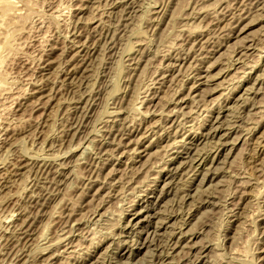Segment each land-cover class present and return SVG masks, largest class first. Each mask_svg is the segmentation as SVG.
Instances as JSON below:
<instances>
[{
    "label": "rangeland",
    "instance_id": "obj_1",
    "mask_svg": "<svg viewBox=\"0 0 264 264\" xmlns=\"http://www.w3.org/2000/svg\"><path fill=\"white\" fill-rule=\"evenodd\" d=\"M5 2L0 264H264V0Z\"/></svg>",
    "mask_w": 264,
    "mask_h": 264
},
{
    "label": "bare ground",
    "instance_id": "obj_2",
    "mask_svg": "<svg viewBox=\"0 0 264 264\" xmlns=\"http://www.w3.org/2000/svg\"><path fill=\"white\" fill-rule=\"evenodd\" d=\"M8 1V0H7ZM3 2V1H2ZM1 2V3H2ZM10 4L11 5H13L12 4V2L10 1ZM9 4V2H5V0H4V3H3V6L1 5V7H0V17L2 18L3 16H5L6 14H8L7 12L10 10V8H12L11 7V5ZM14 8H15V6H14ZM13 8V9H14ZM12 9V11H14ZM17 10V9H16ZM21 11V10H20ZM19 11V12H20ZM17 12V11H16ZM12 13H14V12H12ZM12 13H10L11 15H12ZM65 13V12H64ZM11 15H9V16H11ZM15 15V14H14ZM10 18V17H9ZM5 19H6V17H5ZM1 20V19H0ZM4 20V18L2 19V21ZM16 20V19H15ZM8 22V21H7ZM12 22V21H11ZM2 23V22H1ZM9 24V23H8ZM2 25V24H1ZM0 25V26H1ZM10 33V32H9ZM5 34V33H4ZM7 34V33H6ZM2 35V34H1ZM9 35V34H8ZM3 41H4V39H3ZM5 42H7V41H5ZM6 46V45H5ZM11 46V45H10ZM77 48V47H76ZM6 50H7V48H6ZM1 63V62H0ZM1 75H4V74H1ZM1 77V76H0ZM84 78V77H83ZM1 87V86H0ZM3 89V88H2ZM2 91V90H1ZM222 99V98H221ZM43 106V105H42ZM217 117L219 118V116L217 115ZM216 119V118H215ZM217 120V119H216ZM213 123H215V122H212V124ZM215 127V126H214ZM217 127V126H216ZM215 129V128H214ZM214 132L212 133V135H215L216 133H217V131H215V130H213ZM211 132H212V129H211ZM263 141V140H262ZM261 142V141H260ZM258 143V142H257ZM263 143V142H262ZM261 143V144H262ZM258 145V144H257ZM261 149L264 151V144L261 146ZM185 150H187V149H185ZM190 150V149H189ZM261 152V151H260ZM259 154V153H258ZM251 155V154H250ZM251 159H253V158H251ZM254 161V160H253ZM260 163V162H259ZM256 164V163H255ZM261 164V163H260ZM250 182V181H249ZM253 196H255V195H253ZM45 240V239H44ZM238 250V249H237ZM236 251V250H235ZM218 255V254H217ZM245 255V254H244ZM234 256V255H233ZM246 257V256H245Z\"/></svg>",
    "mask_w": 264,
    "mask_h": 264
}]
</instances>
